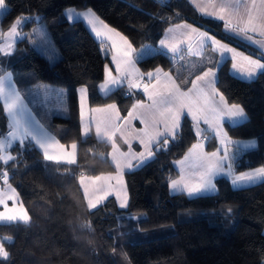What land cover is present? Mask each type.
Segmentation results:
<instances>
[{
	"label": "trees",
	"instance_id": "16d2710c",
	"mask_svg": "<svg viewBox=\"0 0 264 264\" xmlns=\"http://www.w3.org/2000/svg\"><path fill=\"white\" fill-rule=\"evenodd\" d=\"M6 5L1 35L18 18L26 19L20 27L25 33L44 23L66 62V69L52 65L28 38L21 40L12 54H0V77L11 72L19 90L44 84L90 89L105 80L109 56L81 21L65 18L68 9L92 11L136 49L153 46V54L137 62L142 73L156 68L170 71L183 89L206 67L215 65L204 63L203 58L178 60L158 49L169 26L187 21L250 51L225 34L222 21L202 15L188 0H6ZM206 53L213 55L209 48ZM218 75L219 91L249 117L244 124L227 126L229 135L257 141L253 150H231L233 171L264 167V71L256 80L245 82L232 76L226 63ZM140 99L141 94H131L125 86L104 96L89 95L91 106L115 103L123 116ZM9 128L0 104V140ZM49 128L62 143L78 144L79 162L70 166L45 161L27 142L11 149L14 161L7 165L0 161V184L6 172L8 183L29 211L36 203L45 206L29 223L0 224V239L9 253L7 260L0 258V264H264V181L233 189L220 178L215 195L189 198L170 193V183L179 176L175 163L194 144L201 143L205 153L217 149L211 131L204 130L200 136L195 124L184 118L168 145L159 151L154 148V159L126 173L127 209H120L110 198L90 210L80 179L115 172L111 145L93 134L83 136L80 120L56 118Z\"/></svg>",
	"mask_w": 264,
	"mask_h": 264
},
{
	"label": "crops",
	"instance_id": "0c3cea01",
	"mask_svg": "<svg viewBox=\"0 0 264 264\" xmlns=\"http://www.w3.org/2000/svg\"><path fill=\"white\" fill-rule=\"evenodd\" d=\"M188 1L202 15L220 20L224 23L225 26L228 25L231 31H226V27L224 26L225 34L231 40L240 42L249 47L250 51L242 50L235 45L222 41L206 29L200 28L187 21H182L169 26L158 42V49L178 58V60L186 57L197 59L203 58L204 63L215 65L214 67H206L197 76H203V73L208 71L209 68L212 69L214 75H209L202 81H197L196 76L193 79V81H196V87L193 88V83H191L189 88L183 89L178 83L176 77L170 71H165L162 68H156L147 73H142V71L138 67L137 62L152 55L155 51V48L153 46L147 45L136 49L124 36L120 35L116 31L110 29L107 25H105L92 11L91 12L93 14H90L89 11H76L74 9H68L65 12V18L69 22L81 21L94 36V38L98 42L102 43V52L104 53V55L109 56V64L106 68V71L110 70L112 76L117 78L126 74L130 75L127 76L123 85L109 84L108 88L110 90L108 91L102 90L100 87L105 83L106 76L105 80L101 84L93 86L90 89L74 88L68 86L54 87L44 84L29 89L19 90L14 81L12 73H4L0 77V104L2 105L4 112L8 118L10 130L8 134L0 140V144L3 145L2 147H0V156H13L11 153V149L15 145L21 144L20 139L27 129V131L30 132L31 135L23 136V143H32L41 152L42 156L43 149L39 148L35 140L32 138L33 136L37 138H48L47 143L51 145L48 148L49 154L63 156L64 153L70 152L73 153L72 158L75 160V163L73 164H68L66 162V159H62L60 162H49L70 166L77 165L79 162L78 144L62 143L49 128V125L56 118H65L80 120L81 124L83 123L85 127L88 118V120L90 121L89 127L87 130L83 128V131L84 133H88L92 128L93 134L97 140L106 142L111 145L110 161L115 168V172L111 174L100 175L104 179L95 183L90 179L92 177H83V181L82 178L80 179V186L84 194L86 204L88 206V199L86 198L84 192L85 185H87L88 187V197L94 198L95 196L103 195V193L95 191L97 186L103 184L111 192V194L105 200H103L100 205H98V207L103 205L108 199L114 198L120 209H127L128 206L126 208L120 207L121 199H126L129 205V193L126 185L125 175L126 173L135 171L141 167H135V165L139 163V161L136 159H131V163L133 165L131 169L125 167V156L129 153V149H131L132 153L145 152V146L140 143L139 139L137 138V133H143L145 135V139L147 140L149 136L154 135V124L156 128H158L160 131H163V121L165 119H168L169 123H171L166 109L173 106L161 102L164 99L161 93H164L168 89L176 87L179 88L181 92L188 93L186 97H182L183 102L185 103V105L191 106L193 112H196L197 115L201 117L199 123L197 124L191 119V116H188V118L195 124L199 135L202 136L204 130L211 131L215 135L218 142V147L213 152H218V157H223L226 151L228 159L224 161L223 172L215 175L212 179V184L215 185L214 189L203 191L198 195L189 196L188 190L184 187V185H188L189 187H191L201 183V175L204 169L199 167V163H214L217 159L210 157L208 155L210 153L204 152L202 144L197 143V145H200V147H197L195 149H193V147L190 148L191 151L189 150L182 159L178 160L175 163V168L178 171L179 176L174 180L177 182L176 188L172 187V182L170 183V193L172 195L184 194L189 198L215 195L218 192L216 180L220 178L228 180L233 189L247 188L263 182L264 176H258L253 180H239L236 181L235 184L233 183L235 177L240 176L241 173H235L233 171L231 150L234 149L248 151L253 150L257 147V141L255 139H234L231 138L227 131V126L235 127L248 121L249 117L246 111L240 106V108H242L244 111V117H234L229 119L227 116L223 115L218 117L216 113H213L211 111V109L216 108L226 110L232 105L228 103L224 95L219 91L217 87L219 69L224 64H229V71L232 76L245 82L256 80L257 77L264 71L250 65L249 62L244 59L245 56H248L252 59H260V62L264 63V34H262V32H264V29H261L259 27V17L264 16V3H262V0ZM7 10L8 7H6L5 9H0V21ZM220 17H223V19H220ZM249 18H251L253 24L257 25V30L255 32L250 30L247 32L242 31V29H248L250 27L248 24ZM25 20V18L21 19V24L18 26L17 34L15 35H9L11 29L10 28L3 36H1L0 26V39H2V41L0 42V54H12L16 49L17 43L26 38V34L22 33L20 30V27L25 22ZM97 33H99V35H97ZM202 34H206L207 37L218 40L222 44L227 43L230 48H235L238 53H242L243 55L237 56L235 59H233L232 53H223L218 46L212 45L211 39H205ZM249 37L251 39H249ZM161 41H163L164 43L162 44ZM208 48L211 50L213 55H207L206 51ZM125 52L128 53L127 56L124 55ZM126 60H130L131 63H125ZM117 62L120 63L122 69L120 73L116 71ZM56 64L63 68H66V62L63 59L58 58V62ZM233 64L236 65L235 68H233ZM157 69L160 70L158 73L156 71ZM148 73H152V77H149L147 75ZM249 73H252V75H249ZM128 79H132L135 82L139 83L141 85V90L130 89L127 86ZM144 83L149 84V92L152 93L153 99L158 102L155 108L152 107L153 99H150L149 95L142 91V85ZM122 86H125L128 92L131 94H141L142 99L137 100L134 105H139L142 103L143 107L138 106L134 108L133 105L130 108L129 112L125 116H123L119 107L115 103L108 104L115 105L114 109H109L107 107L108 105L95 107L90 106L89 95L91 92L98 93L104 96ZM190 89L192 90L191 92H189ZM17 94L19 95V100L15 101V106L12 108L11 114H9L7 105L13 103L14 98ZM36 95L39 97L38 101L36 100ZM221 96L224 97L223 102H221L220 100ZM55 98L63 99L64 101H66V114H54L47 111V113L43 115L41 113L40 107H43V110L46 111L45 100H55ZM38 102L40 104H38ZM94 109H103L104 111H94ZM173 110H175L174 107ZM183 112H187V107L183 109ZM129 113H133L135 118H130ZM204 116L208 117L209 123H204ZM109 118L110 123H105L107 120H109ZM184 118L185 117L182 115L180 125ZM145 119L147 120V123H142L141 121ZM217 120H219L220 124V135H217V128L215 127ZM157 121H160V123H156ZM98 125L99 131L97 130ZM180 125L170 138L174 137L176 132L179 130ZM9 133H15L16 137L13 138L11 135H9ZM73 144L76 145L75 149L71 147ZM253 144L255 145L254 147L251 146ZM58 145H63L64 148L61 149ZM152 150L154 155V148ZM114 157L116 158V160H119L121 164L119 184L116 180L117 167ZM1 162L3 165H7L3 161ZM11 162L12 161H10L9 163ZM228 165H231V167H228ZM256 169L245 172L252 173L255 172ZM4 173L1 175L2 184H0V192H7L11 194V189H14L16 193V197L14 200L6 201L9 209L13 207L19 208L20 206H23V208L27 210L29 214V222L31 221L33 214L38 215L45 211V206L39 203L34 204L31 208V211H29L25 207L17 190L8 183V174L7 176H5ZM109 176L111 177L110 180L107 179ZM9 185L11 186V189H9ZM4 210V206L0 205V211ZM11 223L24 222L0 221V224Z\"/></svg>",
	"mask_w": 264,
	"mask_h": 264
},
{
	"label": "snow or ice",
	"instance_id": "6c2138e0",
	"mask_svg": "<svg viewBox=\"0 0 264 264\" xmlns=\"http://www.w3.org/2000/svg\"><path fill=\"white\" fill-rule=\"evenodd\" d=\"M262 3H264V0H262ZM6 7H7L6 0H0V9H5ZM220 19H223V17H220ZM20 24H21V18H18L14 22V24L12 25L10 32H9V35L17 34L18 26ZM248 24L250 27L248 29H242V31L247 32L250 30V31L255 32L257 30V25L252 23L251 18H249ZM225 27H226V31H231V29L229 28L228 25H226ZM259 27L261 29H264V16L259 17ZM262 34H264V32H262ZM97 35H99V33H97ZM202 35L205 37V39H211L212 45L218 46L219 49L222 50L223 53H232L233 59H235L237 56L243 55L242 53H238L235 48H230L227 43L222 44L218 40L207 37L206 34H202ZM249 39H251V38L249 37ZM161 43L163 44L164 42L161 41ZM124 55L127 56L128 53L125 52ZM244 59L247 60L250 65L255 66L258 69L264 70V63H261L260 59H252L251 57H248V56H245ZM125 63L130 64L131 61L126 60ZM235 67H236V65L233 64V68H235ZM116 71L118 73H120L122 71L119 62H117ZM156 71L158 73L160 70L157 69ZM128 75H130V74L122 75L119 78H117V77L112 76L110 70L106 71L105 83L102 84L100 87L102 90L108 91V90H110L108 88L109 84L123 85L124 81ZM147 75L149 77H152L153 74L148 73ZM209 75H214L211 68H209L208 71L204 72L203 76H197L196 80L202 81V80H204V78L208 77ZM249 75H252V73H249ZM192 83H193V88H195L196 87V81H193ZM127 86L130 89L141 90V85L132 79H128ZM142 91L144 93L148 94L150 99H153L152 93L149 92V84L148 83H144L142 85ZM191 91L192 90L190 89L189 92H191ZM161 95L164 97V99L161 102L165 103L167 105L173 106L175 109V110H173V107H168L166 109L168 116L171 120V123H169L168 119H165L163 121V124H164V130L163 131H160L158 128H156L155 124H154V135L149 136L147 140L145 139V135L143 133H137V138L139 139L140 143L145 146V152L132 153L131 149H129V153L125 156L126 164L124 165L125 167H127L129 169H131L133 167V165L131 163V159H136L139 161V163L137 165H135V167H138V168L143 167L145 164H147L149 162V160L154 159L153 150H152L153 148H157V150L159 151V150H163L168 145L169 138L173 135L175 130L180 125V120H181L182 115L185 118H187L188 116H191V119L193 121H195L197 124L199 123V121L201 119V117L199 115H197L196 112H193L191 106L185 105V103L183 102L182 97H186L188 95L187 92H181L179 90V88L173 87L171 89H168L166 92L161 93ZM16 100H19L18 94L15 96L13 103H10L7 105L9 114H11V110L15 106ZM220 100H221V102H223L224 97L221 96ZM157 103L158 102L155 99H153L152 107L155 108ZM138 106L143 107V104L141 103L139 105H134V108H136ZM107 107L109 109H114L115 105H108ZM185 107H187L186 113L183 112V109ZM94 111H104V110L103 109H94ZM211 111L213 113H216L218 117L223 115V116H227L229 119L234 118V117H244V115H245L243 109L240 108V106L236 105V104L231 105L226 110L213 108V109H211ZM141 115H143V114H141ZM129 117L132 119L135 118L133 113H129ZM203 120H204L205 124L209 123L207 116H204ZM141 122L147 123V120L145 119V120H142ZM105 123H110V118ZM156 123H160V121H157ZM215 127L217 128V135H220L219 120H217ZM97 130L99 131V125L97 127ZM9 135H11L13 138L16 137L15 133H9ZM29 135H31V133L28 132L26 129L23 136H29ZM23 136L20 139L21 145L24 142ZM32 138L35 140V142L39 146V148L43 149V156H44L45 161L60 162L62 159H66V162L68 164L75 163V160L72 158L73 153H70V152L64 153L63 156L62 155L49 154L48 148L51 145L47 143V140H48L47 137L37 138V137L33 136ZM2 146L3 145L0 144V147H2ZM58 146L61 149L64 148L63 145H58ZM251 146L254 147L255 145L253 144ZM71 147L73 149H75L76 145L73 144ZM192 147H193V149H195L197 147H200V145L194 144ZM114 148H115V145H114ZM208 155L210 157L217 158V159L214 163H208V164H205L203 162L199 163V167L204 169V171L201 175V183L198 185H195V186H191V187H189L188 185H184V187L188 190L189 196L198 195L203 191H208V190L214 189L215 185L212 184L213 177L217 174H220L224 170V161L228 159L226 151H225V155L223 157H218V152H212ZM15 159H16V157H13L11 155H8L7 157L0 156V161H3L5 164H8L10 161H14ZM114 160H116L115 157H114ZM116 167H117L116 180H117V183L119 184L120 183V170H121V164H120L119 160H116ZM228 167H231V165H228ZM4 175L7 176V173L5 172ZM258 176H264V167L258 168L255 170V172H252V173H249V172L241 173L240 176L235 177V180L233 181V183L235 184L236 181H239V180H253V179L257 178ZM90 179L95 183L97 181H101L104 178L101 176H96V177H92ZM107 179L110 180L111 177L109 176ZM82 181H83V177H82ZM172 187L173 188L177 187L176 181H172ZM9 189H11L10 185H9ZM95 191L103 193V195L95 196L94 198L88 197V187H87V185H85V187H84L85 196L88 199V207L90 209H93V210L97 209L98 205H100V203L103 200H105L111 194V192L103 184H100L99 186H97ZM15 197H16V193H15L14 189H11V194H9L7 192H0V205H3L4 209H5L4 211H0V221H10V222L22 221L24 223H28L30 220V217H29L27 210H25L23 208V206H20L19 208H16V207H13L11 209L8 208L6 201L7 200H14ZM118 198H120V197H118ZM127 206H128L127 200L121 199L120 207L126 208ZM5 239H7L9 241L11 240L10 237H6ZM0 258H2L4 260H7L9 258V253L5 249L4 244L2 242H0Z\"/></svg>",
	"mask_w": 264,
	"mask_h": 264
},
{
	"label": "rangeland",
	"instance_id": "374dc122",
	"mask_svg": "<svg viewBox=\"0 0 264 264\" xmlns=\"http://www.w3.org/2000/svg\"><path fill=\"white\" fill-rule=\"evenodd\" d=\"M89 13L93 14L91 11H89ZM22 33H25V32H22ZM25 34H26V38H28L32 42V44L34 45V48L39 53L45 55L49 59V61L51 62L52 65H54L58 62V58L62 59L58 49L53 44L51 37H50V34H49V31H48V28L44 23L36 25L35 27H33V29L31 31L26 32ZM3 35H1V36H3ZM1 41H2V39H0V42ZM37 95H36V100L38 101L39 97ZM34 100H35V98H34ZM38 104H40V103L38 102ZM45 105H46L45 106L46 111L43 110V107H40L41 113L43 115H45L47 113V111L49 113H54V114L55 113L62 114V115L66 114V112H65V110L67 109L66 101H64L63 99H59V98H55V100L46 99ZM47 107H48V109H47ZM91 107H94V106H91ZM89 124H90V121L88 120V118H87V122H86L85 127H84L83 123L81 124V132H82L83 136H88V135L93 134L92 128L88 133H84V131H83V128L85 130L88 129ZM82 125H83V127H82ZM6 241H9V240L6 239ZM0 242L3 243V240L0 239Z\"/></svg>",
	"mask_w": 264,
	"mask_h": 264
}]
</instances>
